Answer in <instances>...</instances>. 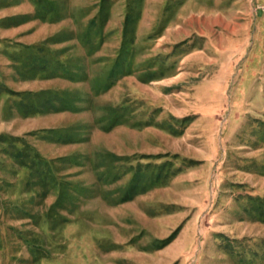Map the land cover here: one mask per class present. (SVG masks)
Instances as JSON below:
<instances>
[{
  "label": "rangeland",
  "instance_id": "obj_1",
  "mask_svg": "<svg viewBox=\"0 0 264 264\" xmlns=\"http://www.w3.org/2000/svg\"><path fill=\"white\" fill-rule=\"evenodd\" d=\"M1 39L58 110H0V264H264V0H0Z\"/></svg>",
  "mask_w": 264,
  "mask_h": 264
},
{
  "label": "crops",
  "instance_id": "obj_2",
  "mask_svg": "<svg viewBox=\"0 0 264 264\" xmlns=\"http://www.w3.org/2000/svg\"><path fill=\"white\" fill-rule=\"evenodd\" d=\"M10 40L8 39H1L0 40V56L2 57V54L6 53L9 57L12 56L14 57V51H9L8 48H11L9 45H11ZM16 43H19L18 41H15ZM24 43V42H22ZM38 42L31 43L36 44ZM8 44V45H7ZM26 44V43H25ZM17 50V47H16ZM8 59V58H7ZM9 60V59H8ZM10 61L9 63H6L5 61H0V69L3 70L5 73L0 72V110H7L9 108L8 106L12 107V105L15 107L17 105L20 108L27 109L26 106L29 107H36L37 111H33L34 113H38V115H47L48 113H44L45 111H55L58 110L57 102L58 98L56 97L57 93L55 92L57 88L53 87H38L34 89H22L19 86L15 87V83L19 84V81L14 80V79H9L6 74L7 71L13 70L17 72L18 68L23 65L25 62L24 57L22 58L23 63H17L14 60V63ZM9 67L8 65H11ZM25 65V64H24ZM20 66V67H19ZM44 66V65H43ZM16 67V69H15ZM26 67V66H25ZM23 69V68H22ZM27 69V68H25ZM46 69V70H43ZM43 69L39 68V73H37L35 76L36 81H49L51 79L57 78L54 77L57 72L54 73V75L50 74L48 71H53L51 67H45ZM5 74V76H4ZM26 95V97L24 95ZM31 95L30 97H27V95ZM56 102V103H55ZM63 105L65 104V101L63 99ZM73 102V101H72ZM15 104V105H14ZM71 108H76V107H71Z\"/></svg>",
  "mask_w": 264,
  "mask_h": 264
},
{
  "label": "trees",
  "instance_id": "obj_3",
  "mask_svg": "<svg viewBox=\"0 0 264 264\" xmlns=\"http://www.w3.org/2000/svg\"><path fill=\"white\" fill-rule=\"evenodd\" d=\"M47 10L49 12H51L52 11V8L50 7ZM43 48H44V46L40 47L39 48V52L40 51L42 52L43 51ZM34 62H35V59H30L29 58V59H26L25 60L24 64L27 67V69H31V70H36L38 68V66H43L44 65V64L40 63L41 61H39L40 65L38 63H34ZM71 76L73 77V75H71ZM177 231H178V229L175 230L168 238H166V239L163 240V246L169 244L174 239Z\"/></svg>",
  "mask_w": 264,
  "mask_h": 264
}]
</instances>
